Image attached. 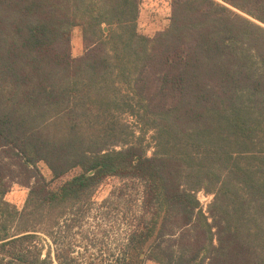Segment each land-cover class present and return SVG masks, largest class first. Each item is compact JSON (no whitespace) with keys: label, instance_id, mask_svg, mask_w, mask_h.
<instances>
[{"label":"trees","instance_id":"1","mask_svg":"<svg viewBox=\"0 0 264 264\" xmlns=\"http://www.w3.org/2000/svg\"><path fill=\"white\" fill-rule=\"evenodd\" d=\"M222 1L171 0L148 39L137 0H0V264H52L37 224L106 177L143 183L150 223L128 240L133 264L152 236L158 264H264V0ZM124 55L135 113L115 80ZM119 112L152 130L150 156ZM38 162L52 179L79 174L51 188ZM11 183L28 188L20 211L4 200ZM198 191L212 194L207 215Z\"/></svg>","mask_w":264,"mask_h":264},{"label":"rangeland","instance_id":"2","mask_svg":"<svg viewBox=\"0 0 264 264\" xmlns=\"http://www.w3.org/2000/svg\"><path fill=\"white\" fill-rule=\"evenodd\" d=\"M137 1V32L148 39H152L169 24L171 0ZM214 1L228 6L222 0ZM102 30L106 33V26H103ZM69 49L72 58H78L82 55L84 42L80 27L72 28ZM119 64L124 66L125 74L122 76L117 74L115 80L122 94L127 97L124 102L125 105L135 113L136 104L129 99L128 80L131 79V75L130 63L126 55L123 56ZM251 65L253 69H256L257 63ZM116 115L121 122L129 126V141L132 142L136 138H140L146 156H150L154 150L152 130H145L136 118L129 115V112H119ZM35 167L51 188H55L60 183L79 174L78 169H72L64 176L52 179L44 163L38 162ZM27 191V187L18 183H11L4 200L20 211ZM196 197L201 211L207 215V207L212 194L198 191ZM144 200L143 183L140 180L106 177L87 196H80L78 200L65 205V211L62 217L57 219L56 224L47 230H43L45 224H52V220L45 219L39 222L37 224L39 228L35 232V243L40 248L42 256L48 254L52 264H59L55 259L64 253L65 264H130L132 258L136 256L135 251L126 247L131 233L144 230L145 223H148L147 226L150 223V215ZM175 237L176 235L170 239L164 237L161 246L171 244V240ZM152 240H154L153 236L142 246L137 264H158L145 258L147 253L145 247ZM213 243L215 242L213 241ZM172 249L173 251L176 250Z\"/></svg>","mask_w":264,"mask_h":264}]
</instances>
